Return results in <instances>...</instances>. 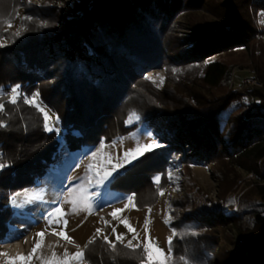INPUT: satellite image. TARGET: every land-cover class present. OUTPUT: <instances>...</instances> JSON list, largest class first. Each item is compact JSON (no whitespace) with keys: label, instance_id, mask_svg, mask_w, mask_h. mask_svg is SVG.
I'll return each mask as SVG.
<instances>
[{"label":"trees","instance_id":"1","mask_svg":"<svg viewBox=\"0 0 264 264\" xmlns=\"http://www.w3.org/2000/svg\"><path fill=\"white\" fill-rule=\"evenodd\" d=\"M23 4L0 0V40L10 38L0 47V90L19 86L25 92L15 105L6 96V112H0L7 124L0 127V162L7 165L0 169V240L13 214L11 195L34 185L52 166L58 146L60 136L48 132L41 111L26 102L37 92L58 114L74 151L129 133L137 126L126 124L132 113L148 127L164 129L162 146L126 174L146 159L156 167L176 155L190 191L193 166L209 164L223 172L221 195L227 197L238 189L240 170L253 173L256 179L248 182L237 210L194 208L193 191L176 201L171 250L173 264L181 256L195 257L197 264H264V61L255 51L257 35L264 34V25L256 22L264 0H72L62 9L28 6L31 19H23L26 29L15 36L5 26ZM249 55L262 82L245 89L255 105L246 104L247 93L227 85L232 67ZM163 68L161 89L147 73ZM84 253L89 264H140L142 255L120 244L112 252L103 238L88 243Z\"/></svg>","mask_w":264,"mask_h":264},{"label":"rangeland","instance_id":"2","mask_svg":"<svg viewBox=\"0 0 264 264\" xmlns=\"http://www.w3.org/2000/svg\"><path fill=\"white\" fill-rule=\"evenodd\" d=\"M23 2L24 4L18 10L15 18L10 21L12 26L8 27V24L5 26V30L13 34L26 29L23 24V19L27 17L26 9L28 6L32 8L37 7L39 10H42L47 5L62 9L65 8V5H70L72 0H23ZM256 22L259 26L264 25L263 13L260 16H256ZM256 41L257 47L255 51L258 54H262L263 62L264 34H258ZM9 42L10 38L7 36L0 40L2 44H8ZM147 74L148 78L155 85L161 89L163 88L167 75L165 68L150 71ZM246 78H253L260 85L246 86L244 84ZM227 85L233 92H240L242 94L247 93L245 89L248 87H262V82L257 77V70L251 55L248 56L243 64L232 67ZM247 94L243 98L246 104L252 103L255 105L257 101L254 99L253 93L248 92ZM33 97L35 100L32 104L41 111L43 118L45 112L52 118L50 125L54 127V130L48 132H54L61 138L59 137L58 139L56 152L52 154V166L43 175L35 177L33 186L16 192L13 197L16 201L15 204L11 197L9 199V205L11 209L12 206L14 207L16 214L13 213L7 222L9 227L6 238L0 240V253L8 254L7 256L0 255V264H6L9 257L17 256V254L10 252V249H13V246L17 244L21 246L20 254H29L36 242L40 239L37 233L41 231L45 232V236L42 247L38 249L32 264H41V260L36 257L43 256L44 258H50L53 252L62 257L65 249L69 253H75L78 250L84 251L86 245L94 236L95 238H103L104 235H107L110 240L115 242L116 233H119L125 237L124 244H127L128 241L136 244L138 241L133 240V233L129 232L128 228L122 222L125 220L136 230L140 241H144L146 235L150 233L152 241L158 244L159 248L163 249L166 254L173 257L172 250L169 251L171 248L169 238L171 237L172 243L176 234V231L171 226V223L178 216V210L175 206L176 201L181 198H187L188 193L193 191L197 195L195 197L193 193L191 198L194 202V208L196 206L197 208L207 206L210 209L217 210L233 205L234 209L237 210L240 196L246 190L248 182L256 179L253 173L240 170L243 177L239 180L238 189L234 193H230L227 197H224L221 195V183L224 177L223 172L209 164L194 165L192 168V176L195 185L194 190L190 191L187 175L180 162V157L176 155H173L171 163L166 165L160 162L156 167L151 163V159H146L138 164L133 172L126 174L127 169L132 167L144 156L150 153L152 154L156 151V148L140 155L130 163H125L124 167L119 168L117 173L114 174L117 176V179L111 182V184L106 187L101 186L96 189H91V191L98 193L93 198L94 208L91 214L83 210L82 207L76 213H73L71 205L65 202L60 206L67 213L64 216V219L67 220L66 227L55 224L48 226L47 213L60 204L57 201L58 196L59 200L62 197H66L68 189L79 184L87 186V178L93 175V172L87 168L90 163H95L97 170L109 167L110 164H118L124 160V153L126 151H133L138 145L151 142H156L161 145L160 136H164L166 131L160 126L148 127L145 122L140 121L141 117L139 114L132 113L127 117L126 124H137V126L129 133L122 137L113 138L109 142L101 141L94 147L85 146L81 150L74 151L69 146L67 137L63 135L67 129L62 128L58 114L40 98L37 92L31 97L26 98V100H32ZM44 126L46 129L45 118ZM166 135L169 139L173 137L171 133L170 135L166 133ZM101 145L104 147H101ZM93 151L100 153L95 161L91 158ZM154 169L157 171H154ZM168 173L172 174L171 179H169ZM138 174L141 179L133 177ZM144 176L146 179H142ZM157 176L161 177L159 185L155 182ZM77 177L80 179L77 180ZM66 183H70L71 185L65 189ZM161 190L164 192L162 196L159 195ZM51 197L57 199L55 201L57 202L56 205L49 203ZM127 197H134L135 207H126L127 200L125 198ZM42 199L45 202H41ZM114 209H124V211L117 213L114 218L111 215ZM24 213L32 215V217L30 215L29 217H31L30 219L34 218L35 221L24 220L22 218ZM39 216H42L45 220L40 221L38 219ZM146 221H149L148 232L145 230ZM55 228L64 229V232L68 237L72 238L73 242L70 243L64 240L63 237L57 235L58 232ZM113 228H115V232H113ZM97 229H101L102 233L98 234ZM52 236H55V238H52ZM72 264H75V262H72ZM82 264L89 263L84 259ZM170 264H173V260L170 261Z\"/></svg>","mask_w":264,"mask_h":264},{"label":"snow or ice","instance_id":"3","mask_svg":"<svg viewBox=\"0 0 264 264\" xmlns=\"http://www.w3.org/2000/svg\"><path fill=\"white\" fill-rule=\"evenodd\" d=\"M27 19H31V17H26ZM8 27H11V23L9 22ZM21 34L20 31H17L14 35L19 36ZM6 46L2 43H0V47ZM7 96V102L11 103L13 105L17 104L18 98L22 96V93L19 90V86H15L8 90L7 93L0 90V112H6L5 109V97ZM35 98L33 97L32 100H28L26 102L28 103H34ZM43 111V109H42ZM44 118L46 121V130L47 131H53L54 127L50 125L51 117L47 114V112L44 113ZM58 119V118H57ZM0 127H7V124L3 122L2 119H0ZM159 143L151 142L146 143L143 145H138L135 150L133 151H126L124 153V160L118 164H110L109 167H105L103 169L97 170V166L95 163H90L87 168L88 170L93 172V175L91 177H88V184L85 186L84 184H79L75 187H71L67 191V196L62 197V200L58 206H56L53 210L49 211L47 213V222L48 226H52L53 224L60 226L63 225L66 227L67 220L64 219V216L67 215V213L64 211L63 207L60 206L62 203H69L72 207V212L76 213L79 208H83V210L88 211L89 214H91L93 208H94V200L93 198L98 195V193L91 191V189H96L101 186H107L111 184L115 179H117V176L114 175L117 173L119 168L124 167L125 163H130L132 160L137 159L140 155H143L146 152H150L156 148L161 147ZM101 147H104L101 145ZM100 155L99 152L93 151L91 153V158L93 161L96 160L97 156ZM3 162H0V169L6 167ZM169 179H171L172 174L168 173ZM77 180L80 178L77 177ZM161 180V177L157 176L155 179V182L157 185H159ZM159 195H164L163 190L159 192ZM127 200V206H133L134 204V197H127L125 198ZM15 198H13V203L15 204ZM102 203V202H97ZM124 211V209H114V211L111 213V215L115 218L117 213ZM150 211V209H149ZM125 225V227L128 228L129 232L133 233V240L138 241L136 244H133L132 241H128L127 244H124L125 237L122 234L116 233V240L113 242L108 238L107 235H104L103 237V243L109 248L112 252H117V244L122 245L126 249L132 251V252H139L141 253L140 258V264H170V261L173 260V257L169 254H166L163 249L159 248L158 244L154 243L151 239L150 233L146 235V238L144 241L139 240V236L136 233V230L133 229L128 221H122ZM148 223L149 221L145 222V230L148 232ZM98 234L102 233L101 229L96 230ZM113 232H115V228H113ZM57 235L63 237L64 240L72 243V238L68 237L67 234L61 230ZM37 236L40 238L34 247L32 248L31 252L27 255L25 254H17L15 257H9L6 261V264H32L34 256H36V253L38 249H41L43 238L45 236V232L41 231L37 233ZM95 242V236L89 241L90 244ZM169 244H171V237L169 238ZM171 251V248L170 250ZM0 255L7 256V253H0ZM37 259L41 260V264H72V262H75V264H82L83 260L85 259V253L82 250H78L75 253H69L67 249H65L63 256H58L55 252H53L52 256L50 258H44L43 256L36 257ZM176 264H197V261L195 257L192 256H181L179 258H176Z\"/></svg>","mask_w":264,"mask_h":264},{"label":"clouds","instance_id":"4","mask_svg":"<svg viewBox=\"0 0 264 264\" xmlns=\"http://www.w3.org/2000/svg\"><path fill=\"white\" fill-rule=\"evenodd\" d=\"M66 184H68V185H66ZM66 184H65V189L67 188V186H70V185H71L70 183H66ZM15 194H16V193H14V194L11 195V198H12V199H13V197H14ZM61 199H62V198H60V200H59V196H58V200H57V201L61 202ZM45 200H47V199H45ZM49 200H50V202H49V201H46V202H49L50 204L54 205L53 202L56 200L55 197H51ZM41 202H45V201L42 199ZM12 211H13V213H14L13 208H12ZM14 214H15V213H14ZM29 215H30V214H28V213H24L23 216H22V218H23L24 220L26 219V220L31 221V222L35 221L34 218H33V219H29ZM30 216L32 217V215H30ZM38 219H39L40 221H44V220H45L42 216H39ZM8 227H9V226H8Z\"/></svg>","mask_w":264,"mask_h":264},{"label":"bare ground","instance_id":"5","mask_svg":"<svg viewBox=\"0 0 264 264\" xmlns=\"http://www.w3.org/2000/svg\"><path fill=\"white\" fill-rule=\"evenodd\" d=\"M57 200V199H56ZM55 200V201H56ZM53 202L54 203V205H56V203L57 202ZM31 217H29V219H30ZM56 230H57V232L59 233L61 230H63L64 231V229H60V228H55ZM61 237V236H60ZM52 238H55V236H52ZM10 252L11 253H14V254H20V252H21V246L20 245H15V246H13V249H10Z\"/></svg>","mask_w":264,"mask_h":264},{"label":"built area","instance_id":"6","mask_svg":"<svg viewBox=\"0 0 264 264\" xmlns=\"http://www.w3.org/2000/svg\"><path fill=\"white\" fill-rule=\"evenodd\" d=\"M244 84L246 85V86H248V85H260L255 79H253V78H246L245 80H244ZM22 95H25V92L23 91L22 92Z\"/></svg>","mask_w":264,"mask_h":264}]
</instances>
